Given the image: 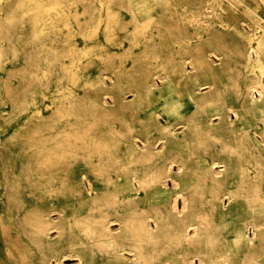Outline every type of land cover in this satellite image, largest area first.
<instances>
[{"label":"bare ground","instance_id":"bare-ground-1","mask_svg":"<svg viewBox=\"0 0 264 264\" xmlns=\"http://www.w3.org/2000/svg\"><path fill=\"white\" fill-rule=\"evenodd\" d=\"M8 1L0 0L4 2L0 7V48L3 49L11 45L10 39L2 32L7 12L10 14L12 10L5 5ZM52 1L61 3L51 7ZM151 1L157 6L155 10L148 5V0H21L22 3L30 4L29 7H19L20 10L14 8L13 13L18 11L21 14L33 13L45 17L54 14L68 15L78 20L80 17L91 18L100 14L110 17L134 16L136 11L140 10L146 11L147 23L151 29L156 30L154 34L160 39L157 41L151 38L147 44H160L164 42L163 37L169 33L176 35L175 37L182 35L186 18L171 17L168 9L170 7L167 6L175 0ZM226 1L237 6L240 0ZM252 1L253 6L259 9V0ZM242 14L247 21L255 24L256 30L259 31L252 34V39L256 36V43H249L243 59L259 64L263 57L264 25H258V20L250 17L245 8H242ZM198 22L207 21L200 18ZM238 23L241 21L236 22ZM77 26L78 29L83 27L80 24ZM121 27L125 26L121 24ZM217 41L219 42L215 43L212 38H207L195 45L199 50L195 51L196 57H192L191 68L195 71L194 76L187 75L182 83V88L187 91L197 107L223 100L215 79L209 74L216 59L204 50L205 47L217 48L221 51L219 56L225 55L224 46L220 44V40ZM154 59L161 68L169 61L168 57L162 58L158 55H155ZM107 63L111 65L112 59L108 58ZM0 69L4 71L0 74V99L15 102L16 94L9 84V78L25 73L26 66L7 71L5 65H0ZM138 76L129 82L126 90L133 94V98L128 96L126 91L123 94H110L112 103L104 97L109 94L111 88L101 83L91 102V106L100 111L96 122L80 119L82 130L76 127L67 131L62 135L60 144L45 145L42 141L38 144L35 165L31 168L19 170L15 160L11 159L9 141L18 139L21 135L14 131L8 135L10 121L4 118L0 107V118L3 119V122H0V264H62L60 252L76 257L78 264H86L85 254L94 248L113 250L112 264H264V253L261 260L253 254L238 260L227 252L219 254L221 237L215 232L214 218L212 214L197 208V196L210 192L227 213L228 206L235 200L238 192L227 190L222 180L234 174L231 161L242 155L238 146L225 142V136L211 132L204 135L211 143L206 149H178L167 153L166 144L170 141L169 137L174 138V145H180L179 138L187 139L191 131L196 130V124H193L191 118L183 123L181 134L175 133L174 125L177 122L173 111L179 107L176 99L160 102V110L151 107L140 118L141 128L137 131L138 134L124 142L122 152L125 159L123 166L119 168L124 174L121 180L114 184L115 190L110 189L103 195L96 193L83 172L74 180L63 178L62 185L67 188V192L55 190L54 176L50 173L58 169L66 170L64 157L67 152L83 155L112 153L111 147L98 139L87 145L90 125L113 119L119 124L135 129L136 123L125 115L126 109L131 106H150V102L146 104L142 101L145 96H154L159 101L163 98L166 74H158L160 81H156L148 71L139 72ZM236 97L239 100L238 105L230 102L229 106H225L224 102L221 104V112L214 114L218 117L210 116L207 119V130L218 129L219 125L224 123L233 125L241 121L247 110L261 111L258 121L264 123V81L261 78L248 80ZM81 103L77 100L59 105L57 110L52 112V116L58 115L62 118ZM226 110H232L235 115L229 116L224 112ZM164 113L168 115L162 120ZM250 130L248 156L252 157L259 155V150L264 151V129L260 133L261 139L257 137V129ZM137 138H141V144ZM29 139L37 141L34 132ZM155 157H161L164 161L154 168H144L142 174L137 172L136 167H130L138 161H150ZM189 158L197 159L194 168L187 164ZM90 170L100 175L102 167L99 168L93 163ZM28 172L39 173V178L43 181L38 182V176ZM151 186L155 187V193L152 197L146 195L143 199L144 206L137 209L139 192L147 191ZM40 187H43V190L37 191ZM191 189L195 191L190 192ZM65 195L68 197L65 198ZM58 197L63 198L55 200ZM105 207L108 211H105ZM263 225L252 213L248 214L247 210L245 218L234 226V239L245 240L248 250V246L252 247L256 241H264ZM159 241H166L163 249L172 250L173 253L164 257L153 255L151 250L156 249L155 244ZM185 244L192 246L190 252L182 250V245ZM99 264H107V260Z\"/></svg>","mask_w":264,"mask_h":264},{"label":"rangeland","instance_id":"rangeland-1","mask_svg":"<svg viewBox=\"0 0 264 264\" xmlns=\"http://www.w3.org/2000/svg\"><path fill=\"white\" fill-rule=\"evenodd\" d=\"M240 1L237 6L231 5L226 0L173 1L172 4L167 5L170 7L168 8L170 16L185 17L186 26L179 37L170 33L166 34L163 37L165 43L155 46L147 44L151 38L157 41L160 39L154 34L156 30L151 29L147 23L146 11L137 10L134 16L110 17L100 14L75 20L68 15L54 14L51 17H45L33 13L21 14L18 11L14 14V8L20 10V8L29 7L30 4L22 3L21 0H9L5 3L12 9V13L7 12L2 32L10 39L11 45L5 49L0 48V65H5L7 71L19 69L22 65L26 66L25 73L9 78V84L15 90V102L0 99L2 114L10 121L8 135L14 131L23 137L9 141L11 159L15 160L17 169L31 168L35 165L38 144L42 141L45 145L60 144L62 135L67 131L76 127L82 130L80 119H86L91 123L96 122L100 111L92 107L91 102L94 100V94L100 89L101 83L111 88L109 94L104 97L112 103L110 94L125 93L129 82L139 77V72H151L156 81H160L158 74H166L167 80L164 83L163 98H160V101L154 96H145L142 101L146 104L150 102V106H131L126 109L125 115L134 120L135 129L119 124L113 119L90 125L87 132L89 133L87 145L98 139L109 145L112 153L83 155L67 152L64 157L66 170L58 169L50 173L54 176L55 190L67 192V188L62 185L63 178L74 180L81 172L85 174L87 182L96 193L103 195L110 189L115 190L114 184L119 182L124 174L119 169L123 166L125 159L122 152L124 142L138 134L137 131L141 128L140 118L151 107L160 110L158 107L160 102L176 99L179 107L173 111L177 122L174 125L175 133L181 134L183 123L191 118L193 124H196V130L191 131L187 139L179 138L180 145H174L172 141L174 138L169 137L170 141L166 144L167 153L178 149H206L211 143L204 135L211 132L225 136V142L238 146L242 155L231 161L234 174L222 180L227 190L238 192L235 200L228 206L227 213L224 212L226 209L222 210L210 192L197 196V208H201L209 215L212 214L214 218L215 232L221 237V240L219 239L221 253L219 254L227 252L235 260L250 254L257 259L262 258L263 240L256 241L252 247L248 246L247 250L245 240L234 239L233 233L234 226L245 218L247 210L248 214L252 213L264 224V151L259 150L257 152L259 155L248 156V146H250L248 130L257 129V137L261 139L260 133L264 129V123L258 119L262 113L258 110L249 112L247 110L242 115L241 121L233 125L220 124L218 129L213 130H207L209 123L206 122L210 116L218 117L214 114L221 112V104L224 102H226L225 106H229L230 102L238 105L239 100L236 99V95L240 88L248 83V80L261 78L264 81V47H262L263 57L259 64L249 63L243 59L249 43H256V36L252 39V34L259 31L256 30L255 24L247 21L242 14V8H245L250 17L258 20V25H264V2L259 0L258 9L253 6L252 0ZM2 3L4 2H0V7ZM60 3V1H52L50 5L54 7ZM148 5L154 10L157 8L151 0H148ZM209 6L211 8H207ZM200 18H205L207 22L199 23ZM237 21L241 23L236 24ZM78 24L83 27L78 29ZM121 24L125 27H121ZM207 38H212L215 43L220 40V44L222 43L225 49V55L219 56L220 49L204 48L216 59L209 74L215 79L224 101L208 102L197 107L189 98L187 91L182 88V83L185 82L187 75L194 76L195 71L191 68L193 67L192 57L195 56V51L199 50L195 45ZM155 55L169 58L164 68L157 64ZM108 58L112 59L111 65L107 63ZM3 72L0 69V74ZM127 95L133 98L131 92ZM77 100L82 102L81 105L76 108L74 106L69 114L62 118L58 115L52 116V112L57 110L59 105H66ZM224 112H227L229 116L235 115L232 110ZM167 115L168 113L160 115L161 119L164 120ZM0 122H3L2 118ZM33 132L37 138L35 142L29 139ZM137 141L142 143L141 138H137ZM196 160V158H189L187 164L194 168ZM163 161V158L155 157L150 161H138L130 167H136L137 172L142 174L144 168L149 166L154 168ZM93 163L99 168L102 167L100 175L90 170ZM44 174L41 173V175ZM33 175L38 176L36 179L38 182L43 181L39 178V173ZM0 190H2L1 187ZM42 190L43 187L37 189V191ZM194 191V189L190 190V192ZM154 193V186L149 187L147 191L139 192L136 208L143 207L145 196L152 197ZM64 197L67 198L68 195ZM62 198L58 197L55 200H62ZM105 211H108L107 207ZM262 229L264 230V225ZM165 245L166 241L157 242L156 249L151 250V253L156 257L172 254V250L163 249ZM182 247L184 252H190L192 246L185 244ZM174 251L178 252V250ZM113 252L111 249L94 248L85 254L84 261L86 264H99L107 260V264H112ZM217 252L220 251L217 250ZM59 256L62 264H78L74 256L61 252ZM157 261L156 258L155 262Z\"/></svg>","mask_w":264,"mask_h":264}]
</instances>
